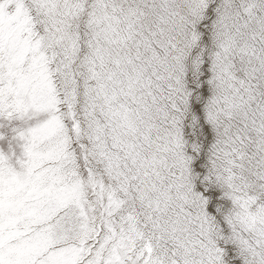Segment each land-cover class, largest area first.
<instances>
[{
    "label": "snow or ice",
    "instance_id": "1",
    "mask_svg": "<svg viewBox=\"0 0 264 264\" xmlns=\"http://www.w3.org/2000/svg\"><path fill=\"white\" fill-rule=\"evenodd\" d=\"M0 264H264V0H0Z\"/></svg>",
    "mask_w": 264,
    "mask_h": 264
},
{
    "label": "rangeland",
    "instance_id": "2",
    "mask_svg": "<svg viewBox=\"0 0 264 264\" xmlns=\"http://www.w3.org/2000/svg\"><path fill=\"white\" fill-rule=\"evenodd\" d=\"M190 54V52L186 53V55Z\"/></svg>",
    "mask_w": 264,
    "mask_h": 264
}]
</instances>
